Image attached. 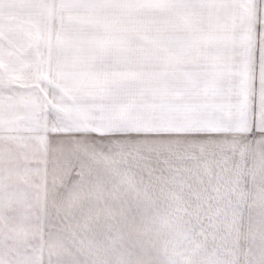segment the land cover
<instances>
[{
    "label": "snow or ice",
    "instance_id": "6c2138e0",
    "mask_svg": "<svg viewBox=\"0 0 264 264\" xmlns=\"http://www.w3.org/2000/svg\"><path fill=\"white\" fill-rule=\"evenodd\" d=\"M0 264H264V0H0Z\"/></svg>",
    "mask_w": 264,
    "mask_h": 264
}]
</instances>
